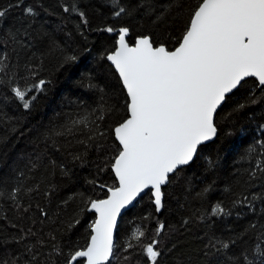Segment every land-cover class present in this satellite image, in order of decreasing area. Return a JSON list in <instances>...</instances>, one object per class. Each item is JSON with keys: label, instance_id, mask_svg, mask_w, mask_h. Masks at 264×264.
Returning a JSON list of instances; mask_svg holds the SVG:
<instances>
[{"label": "trees", "instance_id": "trees-1", "mask_svg": "<svg viewBox=\"0 0 264 264\" xmlns=\"http://www.w3.org/2000/svg\"><path fill=\"white\" fill-rule=\"evenodd\" d=\"M198 2L0 0L6 13L0 17V264H66L70 252L89 243L95 222L89 202L118 186L113 129L127 116L128 98L107 61L117 32L128 27L131 46L150 36L175 48ZM120 6L129 11L117 17ZM40 80L42 91L32 87ZM16 87L32 88L29 108ZM246 87L261 96L255 80ZM242 100V93L226 100L215 118L216 140L170 178L160 212L149 192L121 218L109 264H150L145 246L153 240L159 241L157 264H264L257 251L264 252V200L252 209L233 205L238 177L262 158L242 157L252 146L260 153L264 141V99L236 108ZM85 117L86 123H72ZM95 125L103 136L95 135ZM249 191L259 193V182ZM217 204L231 215L213 216ZM160 224L165 229L158 232ZM137 230L144 233L139 240L132 238ZM210 237L236 243L215 252L207 247Z\"/></svg>", "mask_w": 264, "mask_h": 264}, {"label": "snow or ice", "instance_id": "snow-or-ice-1", "mask_svg": "<svg viewBox=\"0 0 264 264\" xmlns=\"http://www.w3.org/2000/svg\"><path fill=\"white\" fill-rule=\"evenodd\" d=\"M112 2L118 4L119 0ZM64 11L69 9L65 7ZM128 11L120 6L114 15L119 17ZM26 13L32 14L33 10L27 8ZM5 14L0 10V17ZM105 30L114 31L111 27ZM128 34V27L119 28L117 46L107 56L128 98L127 116L113 129L119 148L111 167L119 183L108 189L107 199L89 202V210H94L99 218L92 225L89 243L70 252L66 264H109L114 258L113 234L121 210L150 190L159 211L163 207L162 186L170 183V174L192 162L200 145L217 135L214 120L226 100L242 93L243 100L237 101L235 107L244 109L264 99V0H199L178 46L172 49L150 36L139 37L130 46L126 41ZM67 59L74 61L76 57ZM250 77L255 78L260 97L246 87ZM45 83L40 80L32 87L42 91ZM13 91L25 109L35 99H26L32 88L16 87ZM103 118L102 109L97 119ZM86 122L87 117L72 123ZM95 135H104L99 125H95ZM259 144L260 153L252 146L242 157L250 163L256 155L262 158L255 159L254 165L245 170L246 175L238 177L241 191L236 194L234 206L252 209L254 201L264 200V141ZM257 182L261 191L250 192ZM211 214L226 217L231 211L217 204ZM164 229L165 225L160 224L158 232ZM143 235L137 230L132 238L139 240ZM158 243L153 240L145 246L150 264H157L161 255ZM235 243V239L210 237L207 247L227 252ZM128 246L132 247L131 243ZM257 251L264 256V252Z\"/></svg>", "mask_w": 264, "mask_h": 264}, {"label": "water", "instance_id": "water-1", "mask_svg": "<svg viewBox=\"0 0 264 264\" xmlns=\"http://www.w3.org/2000/svg\"><path fill=\"white\" fill-rule=\"evenodd\" d=\"M127 41V40H126ZM131 46V45H130ZM134 46V45H133ZM108 61V63L113 67V69L115 70V67L113 66V64H112V62L111 61H109V60H107ZM115 72H116V74L118 75V77H119V74H118V72L115 70ZM119 79H120V77H119ZM250 79H253V80H255V78H253V77H250V78H248V80H250ZM121 81V80H120ZM122 83V82H121ZM126 91V90H125ZM127 94V93H126ZM224 105V104H223ZM222 105V106H223ZM222 106H221V108H222ZM221 108H219L218 110H217V113H218V111L221 109ZM216 118V117H215ZM214 122H215V120H214ZM217 135H218V130H217ZM217 135L212 139V140H210V141H207V142H205L204 144H202V145H200V147H202V146H204V145H207V144H210V143H212L213 141H215L216 140V138H217ZM118 142V141H117ZM119 143V142H118ZM199 147V148H200ZM199 148H198V150H199ZM197 154H198V151H197ZM197 156V155H196ZM196 156L193 158V161L192 162H190L188 165H184V166H181V168H179V169H177V171H179V170H181V169H183V168H186V167H188V166H190L193 162H194V160L196 159ZM113 171V170H112ZM113 173H114V171H113ZM175 173H173V174H170V177H169V179L174 175ZM114 176H115V173H114ZM115 178H116V176H115ZM116 180H117V183H119L118 182V179L116 178ZM167 185L168 184H166V185H164V186H162V191H163V189L165 188V187H167ZM106 191H107V193H108V196H107V198L110 196V193L108 192V189H106ZM150 192V190H145V192L144 193H141V195L140 196H138L137 198H136V200H134L133 202H132V204H130V205H128V206H126L124 209H122L121 210V213H120V215L117 217V224H116V228H115V230H114V234H113V240H114V245H115V243H116V234H117V229H118V225H119V222H120V220H121V218L129 211V210H131L132 208H134L135 207V205L137 204V202L142 198V197H144L147 193H149ZM107 198H105V199H107ZM153 199H154V197H153ZM163 201H164V198H163ZM155 204V203H154ZM156 206V205H155ZM163 208V207H162ZM162 208L159 210V212L162 210ZM89 209H90V206H89ZM88 209V213L89 214H93V215H95V221L99 218L98 217V214L97 213H95V211L94 210H89ZM95 223V222H94ZM93 234V233H92ZM115 248V247H114Z\"/></svg>", "mask_w": 264, "mask_h": 264}]
</instances>
